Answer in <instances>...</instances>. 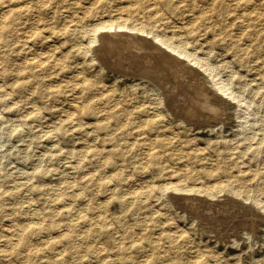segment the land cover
I'll list each match as a JSON object with an SVG mask.
<instances>
[{
  "label": "rangeland",
  "instance_id": "374dc122",
  "mask_svg": "<svg viewBox=\"0 0 264 264\" xmlns=\"http://www.w3.org/2000/svg\"><path fill=\"white\" fill-rule=\"evenodd\" d=\"M260 1L197 8L192 0H0V264H264ZM254 5L262 24L254 21ZM151 13L163 19L157 32L182 34L215 79L245 98L217 93L226 101L212 113L217 117L194 108L183 112L193 120L181 121L160 90L125 73L142 62L100 37L150 35L103 27L143 26ZM189 66L211 90L207 74ZM179 76L169 78L166 95L189 88ZM171 186L187 194L183 209L170 200ZM195 192L230 198L222 199L223 209L237 211L242 222L224 235L230 212L222 224L200 214L208 206L190 197ZM249 217L254 227L243 222Z\"/></svg>",
  "mask_w": 264,
  "mask_h": 264
},
{
  "label": "bare ground",
  "instance_id": "6f19581e",
  "mask_svg": "<svg viewBox=\"0 0 264 264\" xmlns=\"http://www.w3.org/2000/svg\"><path fill=\"white\" fill-rule=\"evenodd\" d=\"M264 0H261L259 4H261ZM197 2H199V5L197 6V8H202L204 5H208L210 4L211 6H213V0H199V1H196V0H192V4L193 5H196ZM232 2V1H231ZM234 2V6H237V7H245L244 5L248 4L249 0H233ZM26 3V2H25ZM252 4V3H251ZM120 5V4H119ZM168 5L173 9L174 7H172L169 2H168ZM224 5V4H223ZM251 6V5H250ZM225 7V6H224ZM249 7V6H248ZM252 7V6H251ZM6 9V8H5ZM246 10V8H244ZM256 7L254 5V8L252 9V15L255 14V18H254V21L255 22H259V24H262V21H263V14L260 13V12H257L256 11ZM190 10V9H189ZM25 11V10H24ZM235 11V10H234ZM234 11H230L228 9H226L225 7V12L226 13H229V15H232L234 14ZM259 11V10H258ZM241 13V12H240ZM57 14V13H56ZM70 15V14H69ZM151 17H149V20L147 21V24L146 25H143V26H128L127 23H111V24H108L107 26L103 27V28H107V30H110V29H115V28H127V29H130V30H134V31H139L141 32L142 34H148L150 35V38L147 39L146 37L144 36H140L138 35L137 33L136 34H133V32L131 33H128V32H123L122 33H119L117 31L113 32V33H110V34H106V35H102L100 38L102 43H104V45L106 47H110V46H114L116 48V50H127V51H132L131 55L133 54L134 52V55L135 57L137 56L138 57V60H140V62L142 63H139L140 65H134V66H129V67H125L123 70L125 73L129 74L130 75H133L135 78H139L142 82H146L148 85H151L152 87H156L158 90H160L163 94V97H164V100H166L167 102V106L169 108V110H171L172 114L174 116L177 117V119L179 118L181 121H187V120H193V117L191 119V114H190V118H185L183 117V112L185 113H188V111H190L191 109H199L200 111L202 112H208V113H217L220 109L219 105L220 103H223L224 105V102H226L225 100H223L222 98L220 99L217 95V93H220L222 96L223 95H226V96H229V95H232L233 98L235 97L233 95V91L232 92H228L230 90V87L228 85V82H225V81H222V80H219V79H215L216 77V72H215V69L210 65V63L207 61V62H202L201 59H196V55L191 53L190 51L187 50V44L186 42L182 39V34L179 35L178 33H172L170 36L164 34V33H161V32H157V26H159L163 19H161L160 17H158L156 14L154 13H151L150 14ZM182 15V12L179 10L177 12H175V16H180ZM122 16V15H121ZM61 21V20H60ZM190 23V22H189ZM263 26V25H262ZM33 27V26H32ZM169 27V26H168ZM63 28V27H62ZM35 30V28H34ZM104 30V29H103ZM118 30V29H117ZM28 33V32H27ZM30 35V34H28ZM184 35V34H183ZM92 41V40H91ZM209 41V40H208ZM79 42V41H78ZM84 43V42H83ZM104 46V47H105ZM98 49V48H97ZM101 48H99L100 50ZM105 49V48H104ZM43 50V48H42ZM108 50V49H106ZM96 51V49L94 50ZM101 53L103 52L102 49L100 50ZM110 51V50H109ZM121 51V52H122ZM111 52V51H110ZM117 52V51H116ZM115 52V55H117ZM169 52H173L175 53L177 56L175 55H172L170 54ZM97 53V52H96ZM104 53V52H103ZM107 53V52H106ZM112 53V52H111ZM110 54V53H109ZM108 54V55H109ZM124 54V53H123ZM128 54V53H127ZM126 54V55H127ZM107 55V54H106ZM107 55V56H108ZM113 55V54H112ZM220 55V54H219ZM119 56V55H118ZM123 56V55H122ZM179 57H183L184 59H180L178 58ZM262 56V55H261ZM34 57V55H33ZM97 57H99L97 55ZM105 57V56H104ZM110 57V56H109ZM107 57V58H109ZM126 58V56H124ZM129 54H128V58H129ZM112 58V57H111ZM121 58V57H119ZM118 58V59H119ZM133 58V57H132ZM132 58H129V59H132ZM134 59V58H133ZM132 59V61H133ZM102 60V59H101ZM121 60V59H120ZM127 60V59H126ZM256 60V59H255ZM75 61V60H74ZM106 61V60H105ZM103 60V62H105ZM115 61V60H114ZM137 61V60H136ZM135 61V62H136ZM223 61V60H222ZM32 62H33V66H37L39 65V62L38 60L34 58H32ZM118 62V61H117ZM123 62V61H122ZM113 63V62H112ZM116 63V62H115ZM189 63L190 64H193L195 65L196 67L202 69L206 74H207V78H211V80L207 79L206 78V82L207 84L210 85L211 87V90L210 89H206V87H204L203 85H200L199 82L201 81H197L196 82V79H194L196 76H195V73L198 74V72H196V68L195 67H192V66H189ZM130 64V63H128ZM135 64V63H134ZM106 66V65H105ZM232 66V65H230ZM111 68V66H110ZM116 68V67H115ZM114 68V69H115ZM121 68V67H120ZM158 68H161V71L162 73H159V74H155V73H152L151 70L153 69H158ZM1 69V68H0ZM106 69V68H105ZM112 69V68H111ZM199 69V70H200ZM107 70H109L107 68ZM119 70V68H118ZM0 71H3L0 70ZM194 71V72H192ZM123 72V71H122ZM155 72V71H154ZM163 72L169 74L170 76L168 75H164ZM0 75H1V72H0ZM69 75V74H68ZM123 75H126V74H123ZM164 75V76H162ZM177 75H180L179 78H182V79H186L188 78V81L190 83L189 88L187 89H182V85L181 87L178 86V84H176V86H178L180 89L175 93L173 94V97L172 95H166L167 93H170L168 92L169 91V88H167V83H169V78L170 77H173V76H177ZM128 76V75H127ZM200 76V75H199ZM132 77V76H131ZM252 77V76H251ZM120 78V77H119ZM178 78V77H177ZM204 78V77H203ZM202 80V79H201ZM172 81V80H171ZM203 81V80H202ZM178 82V81H177ZM176 82V83H177ZM183 82V81H182ZM187 82V83H188ZM188 83V84H189ZM186 84V83H185ZM143 85V84H142ZM172 86V84H171ZM175 86V85H174ZM3 87V86H2ZM255 87V86H254ZM186 88V87H185ZM254 89V88H253ZM171 90V89H170ZM177 90V89H176ZM150 91V90H149ZM212 91V92H211ZM212 94H211V93ZM235 94V92H234ZM174 95H176V98L174 97ZM153 96V95H152ZM71 97V96H70ZM242 98L244 99L245 97H243V95H236L235 98ZM76 98V97H74ZM240 98V99H241ZM17 103V102H16ZM228 103V102H227ZM69 104V103H68ZM158 105V104H156ZM233 105V104H232ZM81 106V105H80ZM79 106V107H80ZM237 106V104L235 105ZM232 107V106H231ZM238 107V106H237ZM78 108V107H77ZM222 108V107H221ZM225 108V107H224ZM235 108V107H234ZM259 108V107H258ZM82 109V108H81ZM236 109V108H235ZM231 110V108L229 109ZM233 110V109H232ZM193 111V110H192ZM222 111H223V108H222ZM227 111V110H226ZM72 112V111H71ZM155 112V111H154ZM190 113V112H189ZM219 113V112H218ZM224 113V112H223ZM202 114V113H201ZM200 116V114H198ZM208 115V114H206ZM216 114H213L212 116H214ZM219 115V114H218ZM223 115V114H222ZM221 115V116H222ZM225 115V114H224ZM194 116V115H193ZM211 116V117H212ZM227 116V115H225ZM214 117H217V116H214ZM231 117V116H230ZM57 118V117H56ZM174 118V117H173ZM199 118V117H197ZM196 118V119H197ZM213 118V117H212ZM224 118V117H223ZM226 118V117H225ZM195 119V120H196ZM214 119V118H213ZM212 119V120H213ZM229 119V118H228ZM202 120V119H200ZM211 120V121H212ZM217 120V119H216ZM243 120V119H242ZM259 120V119H258ZM198 121V120H197ZM208 121V120H207ZM235 121V119H234ZM131 121H129L128 123L127 122H124L123 125H119L120 128H123L125 126H127L128 124H130ZM189 122V121H188ZM206 122V121H205ZM223 122V121H222ZM195 123V122H194ZM204 123V122H203ZM221 123V121H220ZM165 124V123H164ZM189 125V123H187ZM208 124V123H207ZM211 124V123H210ZM192 125V124H191ZM212 125V124H211ZM223 125V124H222ZM225 125V124H224ZM194 126V125H193ZM214 126V125H212ZM218 126V125H217ZM207 127V126H206ZM43 129V128H42ZM169 132V131H168ZM43 133V132H42ZM40 134V133H39ZM34 136V135H33ZM56 136V135H55ZM95 137V136H94ZM252 137V136H251ZM93 138V137H92ZM73 141V140H72ZM26 143V142H25ZM48 145V144H47ZM134 144L131 145V147H133ZM50 149V148H49ZM178 149V148H177ZM56 150V149H55ZM190 153V152H189ZM39 154V153H38ZM240 155V154H239ZM25 156V155H24ZM22 158V157H21ZM82 159V158H81ZM244 162V160H243ZM216 163V162H214ZM73 164V163H72ZM19 166V165H18ZM65 166V165H63ZM62 166V167H63ZM110 169V168H109ZM159 169V168H158ZM161 171V169L159 170V172ZM235 172V171H234ZM82 174V173H81ZM57 176V175H56ZM25 178V177H24ZM249 179V178H248ZM25 180V179H24ZM23 180V181H24ZM59 180V179H58ZM256 184V183H255ZM137 188V187H136ZM254 188V186H253ZM166 190L170 191V193L168 194L170 196V200H172V202L175 204L176 208H182V198H186L187 194L183 195L181 192H180V189H177L175 186H171V187H168ZM163 193V192H162ZM207 194V193H206ZM225 194V193H224ZM190 197L191 195L195 196L194 198H199V201H201L204 205L203 206H208V207H203V213L200 212V214L202 215H208L212 220H216L218 222H221L222 224V221H224L228 216H230V214H228V212H226L224 209H223V206H222V201L224 199H230V198H227V197H223L222 199L218 200L214 197L212 198H205L206 196H203L202 194H199L197 192L195 193H190L189 194ZM226 195V194H225ZM224 195V196H225ZM228 196V195H227ZM253 196V195H252ZM221 197V196H220ZM229 197V196H228ZM203 198V199H202ZM205 198V199H204ZM16 199V198H15ZM233 199V198H232ZM253 199V198H252ZM190 200L192 199H189L188 198V201L190 202ZM234 200V199H233ZM240 200V199H239ZM184 201V200H183ZM186 202H188L187 200H185ZM196 201V200H194ZM193 201V202H194ZM236 201V200H235ZM252 202V201H251ZM206 203V204H205ZM225 203V202H224ZM229 203V201H228ZM238 203V202H237ZM241 203V202H240ZM187 204V203H186ZM191 204V202H190ZM189 204V205H190ZM232 204V203H231ZM235 204V202H234ZM224 205V204H223ZM230 205V204H229ZM243 205V203L241 204ZM252 205V204H251ZM226 206V205H225ZM198 207V206H197ZM231 207V206H230ZM233 207V206H232ZM243 207V206H242ZM192 208V206H191ZM238 208V207H237ZM246 208H248V205L246 204ZM188 209V207L186 208ZM196 209V207L194 208ZM241 209V208H239ZM238 209V210H239ZM251 209V208H250ZM192 210V209H191ZM190 210V211H191ZM202 210V209H201ZM236 210V209H235ZM26 211V210H25ZM196 211V210H195ZM200 211V210H199ZM241 211V210H239ZM248 211L251 212V210L248 209ZM192 212V211H191ZM233 212V211H232ZM237 212V211H236ZM234 213V215L231 214V217L229 218V220H227V222H225L224 225H222V229L224 231V235H227L228 233H230L229 230H232L234 227L237 226V223L242 222L243 219L240 218V214L238 213ZM242 212V211H241ZM247 212V211H246ZM244 212V213H246ZM41 213V212H40ZM186 213V212H185ZM189 213V212H188ZM187 213V214H188ZM197 213V212H196ZM249 213V212H248ZM252 213V212H251ZM255 213V212H254ZM199 214V213H198ZM260 214V213H258ZM197 215V214H195ZM257 215V214H256ZM256 215L254 217H256ZM35 216V215H34ZM190 216V215H189ZM244 216V215H242ZM264 216V215H263ZM263 216L262 219L264 218ZM188 217V216H187ZM199 217V216H198ZM245 217V216H244ZM77 218V217H76ZM200 218V217H199ZM246 218V217H245ZM244 218V219H245ZM189 219V218H188ZM255 218H251L249 217L248 219H245L243 222H246L245 225H247L248 223V220H249V225L251 227H254V220ZM261 219V220H262ZM78 220V219H77ZM198 220V218H197ZM202 220V218L200 219ZM207 219H205L206 221ZM259 220V219H258ZM21 221V220H20ZM204 221V220H203ZM201 221V222H203ZM209 221V220H208ZM259 222V221H258ZM200 223V222H199ZM213 223V222H212ZM224 223V222H223ZM257 223V222H256ZM6 224V223H5ZM215 224V223H214ZM213 224V225H214ZM38 225V224H37ZM211 225V223H210ZM211 225V226H213ZM217 225V224H216ZM244 225V226H245ZM209 226V225H208ZM207 226V227H208ZM241 226V224H240ZM243 226V224H242ZM241 226V227H242ZM181 227V226H180ZM240 227V228H241ZM246 227V226H245ZM27 228V227H26ZM184 228V227H183ZM205 228V227H204ZM211 228V227H210ZM213 228V227H212ZM9 229V228H8ZM11 229V228H10ZM66 229V228H65ZM199 229V228H198ZM236 229V228H235ZM239 229V228H238ZM244 229V228H242ZM35 230V229H34ZM207 230L208 229H205V232L207 233ZM213 231V229H211ZM210 230V232H211ZM253 230V228H252ZM209 231V230H208ZM215 231V230H214ZM235 231V230H234ZM233 231V232H234ZM18 232V231H17ZM209 232V233H210ZM219 232V231H218ZM238 232V231H237ZM212 233V232H211ZM210 233V234H211ZM214 233V232H213ZM221 233V232H220ZM236 233V232H235ZM237 234V233H236ZM245 234V233H244ZM209 235V234H207ZM215 235V234H214ZM213 235V237H214ZM219 235V234H218ZM221 235V234H220ZM223 235V234H222ZM8 236V235H7ZM92 236V235H91ZM140 236V235H139ZM205 236V235H203ZM210 236V235H209ZM207 237V236H206ZM219 237V236H217ZM222 237V236H221ZM227 237V236H226ZM253 237V236H252ZM220 238V237H219ZM223 238V237H222ZM230 238V237H229ZM169 239V242H175V239L172 240V238H168ZM216 239V238H215ZM226 239V238H225ZM252 239V238H251ZM253 240V239H252ZM222 241V240H221ZM5 247V246H4ZM27 248V247H26ZM215 248V247H214ZM220 250V249H219ZM193 253V252H192ZM112 257V256H111ZM146 258V257H145ZM31 261V260H30ZM166 262L167 261H170L172 263L173 259L171 257H168L167 260H165ZM177 264H182V261H180V259H177ZM53 263V262H52ZM48 264V263H47ZM93 264V263H92Z\"/></svg>",
  "mask_w": 264,
  "mask_h": 264
}]
</instances>
